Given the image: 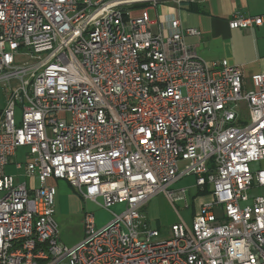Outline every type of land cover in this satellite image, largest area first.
Instances as JSON below:
<instances>
[{
	"label": "built area",
	"instance_id": "1",
	"mask_svg": "<svg viewBox=\"0 0 264 264\" xmlns=\"http://www.w3.org/2000/svg\"><path fill=\"white\" fill-rule=\"evenodd\" d=\"M198 1L0 0V264H264V195L250 193L264 186V72L246 89L237 64L186 43L201 30L158 11ZM188 175L212 199L192 226L153 227L143 207L186 199L170 187ZM50 178L112 219L87 213L83 239L65 244Z\"/></svg>",
	"mask_w": 264,
	"mask_h": 264
},
{
	"label": "crops",
	"instance_id": "2",
	"mask_svg": "<svg viewBox=\"0 0 264 264\" xmlns=\"http://www.w3.org/2000/svg\"><path fill=\"white\" fill-rule=\"evenodd\" d=\"M194 3L193 6L185 4L182 8H175L169 5L159 6L158 11L164 20L168 15L174 14L180 17L185 27H195L201 30V36H187L186 43L206 61L227 58L232 63L237 64L243 73L244 87L246 89L250 88L252 86V76L264 72V23L250 29H232L229 27L228 20L236 11H240L245 15H264V0H201ZM155 16L154 20H157V14ZM25 161L26 159L23 162ZM13 164L16 166L15 162ZM18 170L19 173L14 174L18 180H26L30 183L38 184L36 177L30 179L25 175L24 168ZM49 182L55 184L57 190H59V181L57 179L50 178ZM199 196L200 208L204 202L212 199L210 193L200 194ZM66 205H68L67 198L64 197L63 199L60 197L58 191L57 216L59 218L66 212ZM146 205L142 210L147 215ZM199 211L200 209H198ZM147 218L151 224L148 215ZM162 230L166 229L163 228ZM83 237L82 235L69 243H65L72 246L81 241ZM61 239L63 240L62 236Z\"/></svg>",
	"mask_w": 264,
	"mask_h": 264
},
{
	"label": "rangeland",
	"instance_id": "3",
	"mask_svg": "<svg viewBox=\"0 0 264 264\" xmlns=\"http://www.w3.org/2000/svg\"><path fill=\"white\" fill-rule=\"evenodd\" d=\"M149 11L151 18H156L155 10L150 9ZM3 105L4 84L0 82V106ZM241 105L244 108V116L247 117L246 104L243 103ZM27 151L28 148L26 147L19 148L17 155L14 157V161L23 162L26 159ZM256 167H259V164ZM6 171L12 174L19 173V170L13 163L6 167ZM58 181L60 197L63 199L66 197L68 201V205H66L67 210L64 215L62 214L61 218L56 215L60 224V235L64 243H69L85 235L84 222L87 213L95 214L98 227L103 226L112 219L110 211L102 208L93 201L84 199L66 180L58 179ZM182 188H186V199H175L171 201L165 192H160L148 201L145 209L153 227L167 229L178 220H183L189 226H192L194 215L200 209V192L196 184V177L194 175L184 176L170 187L174 191H179ZM250 193L251 196L258 194L264 195V186H256ZM114 210H120V207H114Z\"/></svg>",
	"mask_w": 264,
	"mask_h": 264
},
{
	"label": "trees",
	"instance_id": "4",
	"mask_svg": "<svg viewBox=\"0 0 264 264\" xmlns=\"http://www.w3.org/2000/svg\"><path fill=\"white\" fill-rule=\"evenodd\" d=\"M191 6H193L195 3H189ZM138 7L143 6V5H137ZM200 194H207L210 193L209 188H206L205 190H199Z\"/></svg>",
	"mask_w": 264,
	"mask_h": 264
}]
</instances>
